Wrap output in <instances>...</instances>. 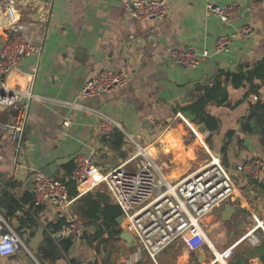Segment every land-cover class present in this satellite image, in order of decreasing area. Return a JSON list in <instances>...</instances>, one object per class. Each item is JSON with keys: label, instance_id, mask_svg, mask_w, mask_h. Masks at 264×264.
<instances>
[{"label": "crops", "instance_id": "1", "mask_svg": "<svg viewBox=\"0 0 264 264\" xmlns=\"http://www.w3.org/2000/svg\"><path fill=\"white\" fill-rule=\"evenodd\" d=\"M124 1L16 0L13 7L0 13V48L11 29L18 28L42 49L40 55L23 58L6 82L12 74L27 78V90L55 100L30 103L19 154L8 135L0 130V212L32 256L21 252L0 258V264L141 263L142 259L134 263V255L125 258V251L134 247L120 238L125 232L121 216L115 226L95 236L104 219L101 213L97 220L87 218L85 213L90 206L82 202L83 198L91 194L100 212L106 205H115L104 185L88 189L94 184V177L79 189L68 183V194L71 189L77 194L69 196L70 203L62 210L51 202L36 204L32 196L35 172L66 180L76 155L90 158L95 178L133 156L134 149L124 134L116 132L109 139L101 138L92 113L64 104L77 100L83 84L106 69L125 74L127 84L86 99L83 104L104 112L126 134L138 138L148 147L159 169L175 182L209 159L177 114L184 116L191 127L205 128L185 109L197 102L202 89L215 82L222 89L221 103L211 101L204 108L217 121V128L205 144L230 173L235 194L202 219L205 246L190 252L183 241H178L157 255V263L208 264L213 254L220 256L232 248L223 259L224 264L235 262V252L241 254L243 264H264V233L255 228L252 220L253 215L257 216L264 227V179L253 182L235 170L252 159L264 162V143L258 126L252 121L249 129H244L252 105L264 104L263 84L259 79H245L236 86L225 78L226 74L251 72L264 59V0H167V17L152 21L130 18ZM207 3L234 5L238 11L232 22L224 24L206 15ZM242 26L252 28L250 37L236 39L227 51L215 54L216 39ZM183 47L207 50L211 56L195 68L178 66L170 59L169 51ZM11 89L21 90V85L16 83ZM14 116V111L0 107L1 124L9 123ZM65 121L69 122L67 128L62 127ZM136 164V160L128 163L126 169L133 171ZM226 203L231 207L226 208ZM72 219L82 223L84 232L64 253L46 229ZM248 232L256 244L244 238ZM48 239L58 253L54 259L42 251ZM109 239L124 247L115 263L104 253V243Z\"/></svg>", "mask_w": 264, "mask_h": 264}, {"label": "built area", "instance_id": "2", "mask_svg": "<svg viewBox=\"0 0 264 264\" xmlns=\"http://www.w3.org/2000/svg\"><path fill=\"white\" fill-rule=\"evenodd\" d=\"M16 0H0V13L7 7H13ZM124 10L132 19L142 21L162 20L167 17L169 7L167 0H126ZM238 8L234 5H215L207 3L205 12L224 24L232 22ZM253 30L242 26L233 32L219 36L215 41V54L228 50L236 39H247ZM41 47L31 43L18 28L11 29L0 48V107L12 110L15 116L6 124L0 123V130L9 137L15 153L22 150V140L25 134L30 103L54 102L55 100L36 95L27 90V95L21 90L7 89L8 75L17 70L21 60L28 56L40 55ZM211 54L207 50L197 51L189 47L173 48L169 57L174 64L185 68H195L208 60ZM127 77L120 71L106 69L96 73L87 80L80 89L78 99L65 105L92 113L97 119V134L109 139L116 132L124 134L126 140L134 149L131 158L103 176L95 178V168L90 158L76 155L72 159V168L66 180L50 177L42 172H35L33 178L32 196L36 204L51 202L62 210L70 203L68 183L76 188L86 187L87 182L94 177L93 188L104 185L113 204L120 210V216L125 222V232L133 237L135 242L134 263L139 262L145 254L152 264H158L156 257L171 244L183 241L190 252L200 250L207 243L206 233L201 227L202 219L229 200L234 194V184L230 173L221 165L219 159L213 156L205 144L211 132H200L191 127L184 116L177 114L193 134V138L209 155L208 161L189 176L178 181H170L152 159L148 147L138 138L126 134L121 125L104 112L88 107L83 101L127 84ZM264 91V85L262 86ZM69 122L62 125L67 128ZM137 161L133 171L126 169L128 163ZM246 179L259 182L264 179V162L261 159L249 160L235 168ZM255 228L264 233L263 222L253 215ZM47 235L61 244L64 240H77L82 237L84 227L78 220L62 223L57 229L49 226ZM248 232L244 238L256 244L254 237ZM232 248L220 256L213 254L208 264H224ZM21 252L31 254L25 247L19 235L14 231L6 218L0 212V258L14 256ZM132 262V261H131Z\"/></svg>", "mask_w": 264, "mask_h": 264}, {"label": "trees", "instance_id": "3", "mask_svg": "<svg viewBox=\"0 0 264 264\" xmlns=\"http://www.w3.org/2000/svg\"><path fill=\"white\" fill-rule=\"evenodd\" d=\"M225 78L227 80L231 79L236 86L241 84V82L245 79L249 81H252L253 79H259L264 85V59L259 64H257L251 72L226 74ZM202 91H203L202 96L197 100V102L187 107L185 111L193 114L195 117V121L199 122L200 124L202 123L205 126V128H207V130L211 132L212 130L217 128V121L213 117L207 115L204 111V108L211 101H216L218 103H221L222 100L221 98H223L222 89L220 87V83L215 82L213 86L209 88H204L202 89ZM246 121L247 122L246 124H244V129L247 128L249 129V125H250L249 123L254 121L259 128V132L262 141L264 143V104L257 102L254 105H252L251 114L249 115ZM76 194L77 192L74 189L73 190L71 189L69 191V196H75ZM82 202L85 205L90 206V209L85 213V216L87 218L97 220L101 216L104 219L103 224H101L99 229H97L95 236L102 235L105 229H109L116 225V219L120 216V210L117 206L106 205L102 209V212H100L99 204L95 199H93L91 194H87L83 198ZM98 213H101V215ZM61 224L55 226L53 225V227L57 229ZM60 246L62 251L64 253H67L72 246V241L64 240L61 242ZM42 251L46 257H50L52 259H54L58 255L56 247L54 246L51 239H48L45 242Z\"/></svg>", "mask_w": 264, "mask_h": 264}, {"label": "rangeland", "instance_id": "4", "mask_svg": "<svg viewBox=\"0 0 264 264\" xmlns=\"http://www.w3.org/2000/svg\"><path fill=\"white\" fill-rule=\"evenodd\" d=\"M104 253L107 255L108 259L111 260L112 263H115L120 260V255L124 253V247L118 245V241L114 239H109L107 242L104 243ZM135 247L131 250L125 251V258H127L130 255H133L135 253ZM123 251V252H122ZM142 259L140 264H150V261L148 260L147 256L145 254H142Z\"/></svg>", "mask_w": 264, "mask_h": 264}, {"label": "water", "instance_id": "5", "mask_svg": "<svg viewBox=\"0 0 264 264\" xmlns=\"http://www.w3.org/2000/svg\"><path fill=\"white\" fill-rule=\"evenodd\" d=\"M15 113V112H14ZM253 127H255V125H253ZM200 132H204L205 131V128L203 127V128H200V130H199ZM52 169V167H50L49 168V170H51ZM46 175H48V176H52L50 173H46ZM99 197H101L100 195H99ZM225 203V202H224ZM225 207L227 208V207H231V205L229 204V203H226L225 204ZM234 212H236V209L234 210ZM225 221L227 220V219H224ZM119 221H121V218H119ZM120 238L123 240V241H125L128 245H130V246H133V247H135L136 246V244H135V242L133 241V237H132V235L131 234H129V233H127V232H124V233H122L121 235H120ZM235 258H236V260H235V262L233 263V264H243V260H242V256H241V254H239L238 252H235ZM199 262H200V260H199Z\"/></svg>", "mask_w": 264, "mask_h": 264}, {"label": "clouds", "instance_id": "6", "mask_svg": "<svg viewBox=\"0 0 264 264\" xmlns=\"http://www.w3.org/2000/svg\"><path fill=\"white\" fill-rule=\"evenodd\" d=\"M26 79L27 78H20L18 76H16L15 74H12L9 78V81L6 85H3V87L7 88V89H11L15 86L16 83H19L21 85V91L24 92L25 95H27V89L25 87L26 84ZM11 101L8 100H4V101H0V103H10Z\"/></svg>", "mask_w": 264, "mask_h": 264}]
</instances>
